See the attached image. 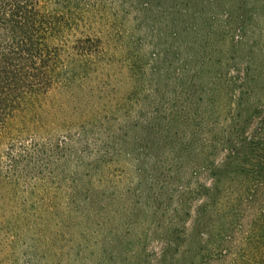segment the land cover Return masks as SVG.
<instances>
[{"label":"trees","instance_id":"obj_1","mask_svg":"<svg viewBox=\"0 0 264 264\" xmlns=\"http://www.w3.org/2000/svg\"><path fill=\"white\" fill-rule=\"evenodd\" d=\"M161 1L162 7L157 4ZM192 1L151 0V35L169 29L182 49L175 27ZM100 6L99 0H0V142L7 144L4 156L9 164L4 180L16 187L28 176L29 181L23 180L36 187L45 180L40 157L47 166L55 162L56 151H74L77 144L76 167L85 173L75 172L78 183L68 199L85 207L106 197V175L98 169L118 159V135L125 136L133 126L85 111L76 124L60 126L67 128L66 135L53 148L35 139L24 142L29 131L15 125L38 120L41 104L53 90L63 92L82 81L93 63L97 69L105 56L102 25H114L116 17L105 16ZM233 7L239 11V27L230 41L232 57H222L221 51L214 75H209L208 62L189 76L187 67L176 70L162 59L151 76L155 86L174 85L178 90L172 106L159 89L151 90L156 95L151 98V126H139L151 133V161L146 164L143 152L132 161L136 174L151 169V264H264V87H259L260 94L255 91L262 67L246 43L247 21L262 12L263 5L236 0ZM166 44L157 46L161 56L169 49ZM44 111L43 116L58 118L51 105ZM72 126L79 127L75 138ZM63 162L58 159L53 165L58 180Z\"/></svg>","mask_w":264,"mask_h":264},{"label":"rangeland","instance_id":"obj_2","mask_svg":"<svg viewBox=\"0 0 264 264\" xmlns=\"http://www.w3.org/2000/svg\"><path fill=\"white\" fill-rule=\"evenodd\" d=\"M99 1L105 16L113 13L116 17L110 26L114 30L106 22L102 25L105 56L97 69L93 63L82 81L77 80L63 92L53 90L41 104L42 117L38 120L17 121L15 126L29 131L22 137L24 142L35 139L48 147L66 135L63 129L67 128L61 125L76 124L85 111L95 110L100 118L113 116L121 126L130 125L134 129H129L125 136L119 133L118 159L100 165L98 170L106 175L103 187L106 197H97L89 207L81 202L69 204L68 199L71 188L78 183L75 172L85 173L83 168L76 167L77 144L74 151L55 150V162L58 159L66 162L61 165L64 170L60 180L53 166L55 162L45 166L47 161L41 156L44 182L34 187V183L23 180L29 181V177L23 176L18 186L12 187L3 176L8 175L9 164L4 156L7 144L0 142V264H151V250L155 245L151 240L154 224L151 169L136 174L132 161L141 152L147 157L146 164L151 161V133L148 135V130L139 128L141 124H151V98L155 95L151 90L156 88L164 93L169 106L176 105L174 94L178 91L174 85L155 86L151 81L154 67L164 59L167 66L176 70L187 67L191 70L189 76H195L201 65L208 62L212 70L209 75H214L213 70H217L214 62L221 57V51L222 57L228 60L232 57L230 41L236 34L234 29L239 27L235 19L239 11L233 7L236 0L192 1L189 13L182 15L175 27L182 49L170 38L169 29L163 30L162 35H151L154 23L151 0ZM257 1L263 5V11L247 21L246 43L253 59L262 67L255 89L260 94L259 87H264V0ZM162 2L157 4L162 7ZM244 14L246 19L250 17ZM114 31H118L116 41ZM161 42H166L169 48L163 56L161 48H157ZM189 45L193 50L188 49ZM191 51L195 56H190ZM50 105L56 110L57 119L43 116L45 107ZM107 126L112 129L113 123ZM72 127L75 138L79 131L74 129L79 127ZM50 160L53 159L50 157ZM84 161L91 163L87 158ZM111 192L115 193L114 197H109Z\"/></svg>","mask_w":264,"mask_h":264}]
</instances>
